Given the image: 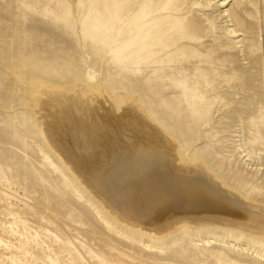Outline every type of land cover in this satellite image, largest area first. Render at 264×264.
Wrapping results in <instances>:
<instances>
[{
    "label": "rangeland",
    "instance_id": "obj_1",
    "mask_svg": "<svg viewBox=\"0 0 264 264\" xmlns=\"http://www.w3.org/2000/svg\"><path fill=\"white\" fill-rule=\"evenodd\" d=\"M41 87L134 97L263 204L264 0H0V264H264V239L226 227L152 248L112 231L37 126Z\"/></svg>",
    "mask_w": 264,
    "mask_h": 264
},
{
    "label": "bare ground",
    "instance_id": "obj_2",
    "mask_svg": "<svg viewBox=\"0 0 264 264\" xmlns=\"http://www.w3.org/2000/svg\"><path fill=\"white\" fill-rule=\"evenodd\" d=\"M73 89L41 87L31 104L33 116L53 153L103 205L106 218L116 221L112 231L123 235L119 226L128 228L143 247L177 230L196 233L194 226L264 239V203L204 157L182 153L134 97Z\"/></svg>",
    "mask_w": 264,
    "mask_h": 264
}]
</instances>
